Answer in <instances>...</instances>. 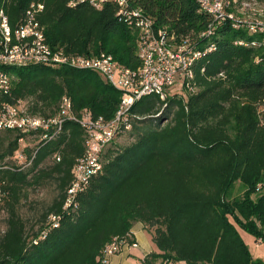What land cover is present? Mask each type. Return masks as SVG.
Returning <instances> with one entry per match:
<instances>
[{
    "label": "trees",
    "instance_id": "obj_1",
    "mask_svg": "<svg viewBox=\"0 0 264 264\" xmlns=\"http://www.w3.org/2000/svg\"><path fill=\"white\" fill-rule=\"evenodd\" d=\"M33 2L44 4L37 17L52 48L82 55L105 51L126 67L141 64L138 30L120 20L117 4L96 8L82 0H0V8L16 28ZM130 7L142 8L179 41L190 37L200 50L216 45L195 62L198 90L187 97L171 94L166 102L157 94L136 101L128 133L135 134L139 124L144 130L131 143L108 149L103 173L91 178L70 213L64 204L77 158L85 153L81 126L68 122L55 138L41 141L33 148L32 164L23 169L2 166L15 165L19 140L28 136L0 129L8 139L0 149V183L6 192L0 208L8 210L0 264H109L100 260L105 246L115 237L134 241L136 222L144 224L160 250L142 264L159 259L264 264L240 232L264 241V192L257 190L264 185V124L257 110L264 97V47L237 43L259 36L223 22L212 36L200 37L211 17L195 0H130ZM3 69L15 81L0 100L26 101L33 114L44 117L57 114L68 94L76 111L89 109L109 119L123 95L91 69L38 63ZM52 158L54 164L43 167ZM49 179L57 196L45 223L30 236L20 203L28 186ZM237 184L242 195L235 196ZM52 213L62 215L60 224L43 234Z\"/></svg>",
    "mask_w": 264,
    "mask_h": 264
},
{
    "label": "built area",
    "instance_id": "obj_2",
    "mask_svg": "<svg viewBox=\"0 0 264 264\" xmlns=\"http://www.w3.org/2000/svg\"><path fill=\"white\" fill-rule=\"evenodd\" d=\"M82 1H88L96 8L103 7L107 2L117 4L120 20L138 30V55L141 61L138 67H126L113 54L105 51L97 55H82L68 54L62 48H52L46 40L44 26L37 17L44 9L42 2H33L26 11L24 21L16 28L12 27L5 10L0 8V96L9 95L15 81V76L3 67L36 63L94 70L123 93L115 115L109 119L102 115L95 116L89 109L76 111L68 94L62 96L58 113L49 117L33 114L26 101L11 103L0 100V129L21 131L28 136L19 140V148L14 153L15 165L2 167L23 169L31 165L36 156L33 148L43 140L55 138L68 122L79 124L85 131V153L77 158L64 204L68 213L71 212L70 207L74 210L78 206L77 196L88 187L91 178L103 173L108 149L118 137L131 130L136 117L132 112L135 102L149 94H157L166 102L178 84L187 94L196 92L195 62L203 53L216 49V45L211 44L200 50L190 37L179 41L174 32L170 33L163 26L157 27L155 20L146 15L142 8L130 7V0ZM195 2L200 10L211 17V22L200 37L212 36L219 24L228 22L236 29H245L259 36L250 43L243 40L237 43L264 47V0ZM75 3L72 1L70 5ZM260 60L261 57H257V61ZM257 110L264 124V97L259 100ZM29 141L36 142L33 148L29 146ZM57 159L60 160V157ZM263 188L264 185L259 183L257 190ZM5 196L6 192L0 183V205ZM61 219V214L52 213L43 234L58 227ZM125 246L139 247L140 244L136 239L129 241L127 238L115 237L105 246L100 260L109 263L111 256ZM161 264L188 263L164 259Z\"/></svg>",
    "mask_w": 264,
    "mask_h": 264
},
{
    "label": "rangeland",
    "instance_id": "obj_3",
    "mask_svg": "<svg viewBox=\"0 0 264 264\" xmlns=\"http://www.w3.org/2000/svg\"><path fill=\"white\" fill-rule=\"evenodd\" d=\"M183 94L187 97V93L180 87V85H176L172 94ZM165 106V105H164ZM164 106L162 108H164ZM144 127L142 124H139V128L135 132L137 134L140 131H143ZM134 132L132 134L127 133L120 137H118L112 146H124L131 143L136 135ZM29 146L33 148L36 144L35 141H29ZM8 145V139H6V131L0 130V149H4ZM54 164V160L49 159L44 164L43 167H50ZM57 188L53 179H49L45 181L43 184L36 186H28L24 192V196L22 197V201L20 203V213L27 225V233L31 236L35 231L39 230L40 226L45 223V214L53 202L55 197L57 196ZM264 192V188L261 190ZM233 195H242V189L239 184L236 185ZM7 218H8V210L7 208H0V236L5 232L7 228ZM49 218V217H48ZM240 232L249 245L253 255L255 257H259L264 261V241L256 239L253 235L248 233L247 231L240 228Z\"/></svg>",
    "mask_w": 264,
    "mask_h": 264
},
{
    "label": "crops",
    "instance_id": "obj_4",
    "mask_svg": "<svg viewBox=\"0 0 264 264\" xmlns=\"http://www.w3.org/2000/svg\"><path fill=\"white\" fill-rule=\"evenodd\" d=\"M132 236L139 242V247H123L110 258L109 264H142V261L152 252H160L142 222H136L131 229ZM159 259L156 264H161Z\"/></svg>",
    "mask_w": 264,
    "mask_h": 264
}]
</instances>
